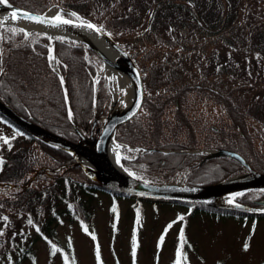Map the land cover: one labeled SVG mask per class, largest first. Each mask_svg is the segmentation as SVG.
Returning a JSON list of instances; mask_svg holds the SVG:
<instances>
[{"label":"trees","instance_id":"16d2710c","mask_svg":"<svg viewBox=\"0 0 264 264\" xmlns=\"http://www.w3.org/2000/svg\"><path fill=\"white\" fill-rule=\"evenodd\" d=\"M9 1L38 13L52 4L72 9L110 33L133 57L143 76L145 97L139 112L116 128L115 139L149 151L124 159L126 166L160 170L166 179L188 168L187 181L195 184L246 171L230 156L187 151L223 148L239 152L264 172V0ZM2 32L0 98L46 129L79 141L70 109L76 124L89 133L94 117L106 112L112 100L107 78L97 74L102 62L97 53L84 42L56 37L58 73L50 63L46 35L33 39L8 27ZM211 46L215 53L217 47L226 50L227 64L219 61L222 51L210 58L218 62V78L189 79L192 72L183 73L185 60ZM223 74L231 75V80ZM256 87L262 91L252 94ZM3 119L20 137L0 141V182L6 183L0 186V264H26L36 260L37 241H51L56 226L66 219L79 221L90 231L94 212L89 197L97 192L123 194L89 177L69 151ZM32 171L34 178L28 175ZM254 192L234 198L256 205L264 200V192ZM179 203L193 212L262 216ZM22 220L40 231L17 230ZM64 257L66 264H76L71 252Z\"/></svg>","mask_w":264,"mask_h":264},{"label":"rangeland","instance_id":"374dc122","mask_svg":"<svg viewBox=\"0 0 264 264\" xmlns=\"http://www.w3.org/2000/svg\"><path fill=\"white\" fill-rule=\"evenodd\" d=\"M60 11L61 8L58 13ZM77 17L84 19L81 15ZM10 26L16 31L21 28ZM33 32L44 34L42 31ZM40 34L32 35V38L37 39ZM213 48L214 46H211L205 51L197 52V58L185 60L183 73L189 74L187 70L191 71L192 77L189 79L215 81L218 78L215 72L218 62H211L210 58L216 57L222 51L223 55L220 54L222 59L219 61L227 64L226 50L220 51V47H217L215 53ZM1 51L2 48L0 53ZM52 56L54 54L51 52L50 57ZM171 57L174 58L173 53ZM99 58L103 61L100 56ZM243 59L252 60L251 56H243ZM50 60L58 65L56 57ZM255 60L260 61L257 58ZM97 69L98 74L107 77L113 98L108 110L94 117L96 128L93 135L81 131L82 138L89 139L92 146L95 145L96 137L109 117L128 110L126 89H115L105 70L104 61L97 65ZM223 77L231 80V75L223 74ZM237 80L235 77L234 81ZM261 91V87H256L252 89V94ZM116 92L117 102L114 104ZM17 136L20 137L0 118V141L5 137ZM128 149L123 153L119 148L118 160L121 164L124 157L133 159L138 155L136 151H131L133 149ZM127 169L141 180L166 183L182 182L181 177L185 178L186 172L188 173L186 169H182L166 179L160 174V170L149 171L144 165L141 169L131 166ZM32 174H35V171L28 175ZM262 191L264 189L254 193L258 195ZM89 200L94 212L90 233L85 231L79 221L66 219L56 226V236L50 238L51 241L45 238L37 241L36 260H28L26 264H66L64 259L66 251L73 254L76 264H175L178 251L181 253V264H264V215L220 214L202 210L192 214V210L178 203L140 201L130 196L116 198L106 192H97L89 197ZM113 208L116 209L115 212ZM181 216L184 217L183 220H179ZM174 219L176 221L171 224ZM16 229L22 231L28 229L31 233H36L35 229L27 226L23 220ZM181 230L184 236L183 248L180 247ZM162 234H164V242L159 244ZM93 236L95 239L92 238ZM245 242L250 245V250L247 252L243 251ZM53 244L59 250L54 256L51 254ZM134 244L135 257L132 255Z\"/></svg>","mask_w":264,"mask_h":264},{"label":"water","instance_id":"95a60500","mask_svg":"<svg viewBox=\"0 0 264 264\" xmlns=\"http://www.w3.org/2000/svg\"><path fill=\"white\" fill-rule=\"evenodd\" d=\"M8 4L12 7L13 11L15 10L18 13L27 12L31 13L32 15L39 16L42 19L45 16L49 17L46 12L36 13L22 9L11 4L10 2H8ZM5 7H7V4H0V10ZM104 34L117 47L120 53L131 62L134 72L133 80L136 88V96L131 108L127 112L121 115H115L107 121L100 135L97 137L94 147L88 146L82 141L76 142L70 140L40 126L39 124L31 121L30 119L15 111L11 106H9L1 99L0 112L37 138L49 144L63 147L72 152L77 158V162L79 165L83 166V163L77 157L76 153L85 156L93 162L97 163L104 171L105 175H107V178L102 179L101 182L110 189L124 192L131 196L140 197L147 200L190 201L202 205L232 209L244 213L264 214V204L255 206L240 204L237 202H233L231 204H223L218 202L219 198L223 195H232L237 192L262 187L264 184V172L256 171L240 153L234 150L216 149L213 150L212 155L231 156L240 161L248 169V173L228 177L219 182L209 184L179 185L145 182L122 171L109 160L105 153V145L107 139L109 135L114 132L118 125L129 120L139 111L144 99V84L141 72L128 52L125 51V49H123L119 44H117V42L112 37H110L106 33ZM81 40L85 41L84 39ZM85 42L98 52L95 46L87 41Z\"/></svg>","mask_w":264,"mask_h":264},{"label":"bare ground","instance_id":"6f19581e","mask_svg":"<svg viewBox=\"0 0 264 264\" xmlns=\"http://www.w3.org/2000/svg\"><path fill=\"white\" fill-rule=\"evenodd\" d=\"M59 7H52L47 15L49 17H54L58 14ZM15 11V10H14ZM13 12L12 7L7 4V7L0 10V26L6 24H14L23 27L26 31H34L39 30L47 33L50 37H55L59 34H65L74 38H81L97 47L99 52L101 53L104 62H105V70L109 74L112 84L116 90L118 88L126 89V97L128 99V107L134 101L136 91L133 82V68L131 62L127 60L117 49V47L111 42V40L104 35V33H97L93 30L77 27V26H65L61 25L59 27H53L48 23H36L25 17L19 16L17 19L13 20L11 18V14ZM65 18V17H64ZM87 22H91L88 19H83ZM76 24L79 21H74ZM92 23V22H91ZM117 102V92L115 93V102ZM118 111H115L117 113ZM83 143L89 146H92V143L86 137L83 138ZM105 153L109 160L119 169L126 171L123 165L118 160L119 153V145L115 142L112 134L109 135L106 145H105ZM76 155L81 159L85 169L95 178L98 179H106L107 175H105L104 171L101 167L89 160L85 156H81L76 153ZM128 172V171H127ZM129 173V172H128ZM264 186V184H263ZM232 200L230 194L223 195L219 198L218 202L223 204H231L228 201Z\"/></svg>","mask_w":264,"mask_h":264},{"label":"snow or ice","instance_id":"6c2138e0","mask_svg":"<svg viewBox=\"0 0 264 264\" xmlns=\"http://www.w3.org/2000/svg\"><path fill=\"white\" fill-rule=\"evenodd\" d=\"M0 4H8V0H0ZM18 15L23 16V17H25V18L33 21V22H36V23H41V24L48 23V24H50L53 27H59L61 25H65V26H77V27H82V28H86V29L93 30V31H95L97 33H102V29L100 27H98L96 24H93L91 22H87V21L83 20L82 18L77 17V14L74 13V12L73 13H70L68 15H70L71 17H76L79 20V23L78 24H76L72 19L64 18V15H62L60 13H58L54 17H47V16H45L42 19L41 17L32 15L31 13H27V12L18 13L17 11H13L12 14H11V18L13 20H15V19H17ZM12 31L15 32L16 30L15 29H12ZM19 31L20 32H25V30L22 29V28L19 29ZM108 35H110V33ZM57 39H62V38L57 37ZM50 59H55V57L52 56V57H50ZM53 70L55 71V69H53ZM60 82H61V84H63V82H64L63 77H60ZM69 116H71V112H69ZM20 134L22 135L23 133H20ZM4 142L5 143H9L7 137L4 138ZM0 164H3V161L2 160H0ZM233 200H234V198H233ZM233 200H229L228 202L229 203H233ZM113 211L115 212L116 209L113 208ZM4 219L7 220V217H4ZM183 219H184V217H182V216L179 217V220H183ZM31 223H32V221L29 220V224H31ZM169 227H171V225H169ZM36 231L39 232L40 229L37 228ZM85 231H88L87 228H85ZM92 238L95 239L94 236ZM249 239H251V237H249ZM180 241H181L180 247L183 248L184 247V243H183V241H184L183 230H181ZM163 242H164V234L161 235L159 244H163ZM49 243H51V242H49ZM249 250H250V245L247 242H245L244 245H243V251L247 252ZM58 251L59 250L53 244L52 245V252H51V254L54 256V255L57 254ZM132 255H133V257L136 256L135 244L133 246ZM176 255H177V259L175 261V264H181V259H180L181 253L178 251ZM97 258L99 259V248L98 247H97ZM65 259H67V257H65Z\"/></svg>","mask_w":264,"mask_h":264}]
</instances>
